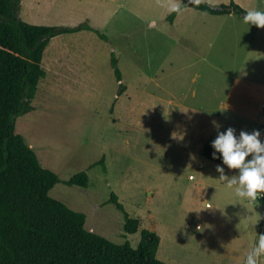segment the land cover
I'll return each instance as SVG.
<instances>
[{
  "label": "rangeland",
  "instance_id": "rangeland-1",
  "mask_svg": "<svg viewBox=\"0 0 264 264\" xmlns=\"http://www.w3.org/2000/svg\"><path fill=\"white\" fill-rule=\"evenodd\" d=\"M186 4L264 11V0H22L26 23L95 31L51 40L34 109L13 127L60 178L50 196L86 214L88 230L134 248L155 232L167 264H245L264 234V193L237 197L201 152L217 124L233 128L222 102L235 79L264 85V67H245L258 31ZM84 171L88 188L66 185Z\"/></svg>",
  "mask_w": 264,
  "mask_h": 264
},
{
  "label": "trees",
  "instance_id": "trees-1",
  "mask_svg": "<svg viewBox=\"0 0 264 264\" xmlns=\"http://www.w3.org/2000/svg\"><path fill=\"white\" fill-rule=\"evenodd\" d=\"M21 2L0 0V264H167L158 259L161 237L157 233L142 231L138 248L129 241L117 244L88 230L86 214L50 196L60 178L15 133L13 120L34 109L39 83L46 76L43 60L51 40L95 30L87 23L77 27L31 25L20 18ZM186 6L214 16L234 13L242 17L245 11L236 4L231 8ZM212 140L201 155L222 164L212 157ZM66 185L88 188V173L75 175ZM111 201L126 216L125 232L138 233L141 221L129 218L116 195Z\"/></svg>",
  "mask_w": 264,
  "mask_h": 264
},
{
  "label": "clouds",
  "instance_id": "clouds-1",
  "mask_svg": "<svg viewBox=\"0 0 264 264\" xmlns=\"http://www.w3.org/2000/svg\"><path fill=\"white\" fill-rule=\"evenodd\" d=\"M173 10H178V7ZM242 19L245 24L264 28V11L245 10ZM216 127L217 136L211 141V147L214 149L213 159L222 161L216 166L219 179L225 181L226 188L234 190L237 197L256 200L258 193H264V143L260 139L261 132L241 130L237 135L232 127L224 131H219L218 124ZM223 165L235 170L230 178L225 175ZM245 264H264V234H259L246 256Z\"/></svg>",
  "mask_w": 264,
  "mask_h": 264
},
{
  "label": "crops",
  "instance_id": "crops-1",
  "mask_svg": "<svg viewBox=\"0 0 264 264\" xmlns=\"http://www.w3.org/2000/svg\"><path fill=\"white\" fill-rule=\"evenodd\" d=\"M233 14L225 16H232ZM251 27L257 29L258 32L254 34L255 37L252 42L248 43L250 48L253 45L249 52H252L253 49L257 52L254 59L243 64L248 68L254 65L261 68L264 67V29ZM256 37L260 39L257 41ZM225 109L227 111L225 115L233 122L232 126L236 129L237 135L241 130L249 132L252 126L264 133V85H253L245 79L236 78L229 90L227 99L222 102V110ZM208 116L214 118V116ZM222 118L223 116L214 119L222 121Z\"/></svg>",
  "mask_w": 264,
  "mask_h": 264
}]
</instances>
